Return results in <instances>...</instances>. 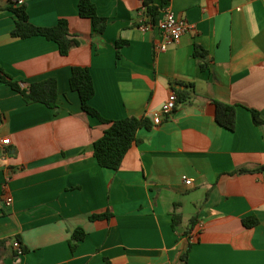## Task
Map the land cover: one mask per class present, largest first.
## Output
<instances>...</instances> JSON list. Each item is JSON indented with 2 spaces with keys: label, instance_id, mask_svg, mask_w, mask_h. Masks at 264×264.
<instances>
[{
  "label": "crops",
  "instance_id": "1",
  "mask_svg": "<svg viewBox=\"0 0 264 264\" xmlns=\"http://www.w3.org/2000/svg\"><path fill=\"white\" fill-rule=\"evenodd\" d=\"M10 1L0 0V64L16 80L56 77L59 108L27 103L0 79L13 196L11 206L0 201V264H184L188 247L187 264H264V169L237 171L264 166V124L250 111L264 118V0H170L192 29L163 51L155 47L163 8L143 29L142 0H93L108 19L102 33L80 16L79 0H17L34 24L69 20L80 44L68 55L43 36L13 37ZM118 40L126 41L119 57ZM74 65L90 67V104L106 118L153 119L176 82L190 98L140 128L118 169L104 167L93 144L108 125L82 109ZM211 98L238 104L234 130L216 121ZM106 211L111 217L91 218ZM174 214L182 216L176 228ZM248 216L255 225L244 224ZM78 227L85 237L72 250Z\"/></svg>",
  "mask_w": 264,
  "mask_h": 264
},
{
  "label": "trees",
  "instance_id": "2",
  "mask_svg": "<svg viewBox=\"0 0 264 264\" xmlns=\"http://www.w3.org/2000/svg\"><path fill=\"white\" fill-rule=\"evenodd\" d=\"M144 6V15L147 20L144 23H155L164 8L170 0H142ZM8 9L14 13L15 25L11 31L13 37L28 38L32 36H43L50 41H54L58 45L60 54L68 55L74 46L80 44L78 34L70 28L69 20L65 17L59 18L54 25H37L31 22L27 5L18 3L17 0H11ZM79 14L82 17L90 18L93 23L94 30L99 33L105 31L108 19L98 13L96 4L93 0H79ZM126 43L125 40L117 42V56H121V48ZM194 56L200 60L203 69H207L209 64L207 61H201L206 58L207 52L196 44L193 52ZM0 79L9 84L14 90L18 91L27 103L41 102L50 108L57 110L59 108V91L58 81L56 77H47L38 81H21L16 80L8 73L0 64ZM71 88L78 91L82 109L88 114L97 117L108 126L104 130L101 137L94 141V155L101 166L118 169L122 160L132 145L139 141L137 132L140 128H151L154 125L153 119L148 116L136 117L128 116L123 118L111 119L104 117L99 110L90 104L91 98L95 95L96 87L93 75L89 66L74 65L70 75ZM182 85L176 82L172 88L176 91L178 101L177 104L183 103L190 98L191 92L188 89L180 87ZM210 106L213 110L216 121L223 127L234 130L236 127V109L238 104L225 102L216 98L210 99ZM253 122L256 125L264 124V118L258 109L250 108ZM1 121V118H0ZM264 166H258L253 169L239 168L238 172L262 170ZM4 172L0 170V201L2 194V183L4 181ZM108 211L95 213L92 219H102L111 217ZM181 214H174V228L181 222ZM191 222H194L192 219ZM246 226L250 227L256 224L257 220L253 216L243 219ZM85 237V232L81 227L75 229L70 238V246L75 250L78 243ZM23 252L25 248H22ZM190 247H188L181 258L184 264H187ZM104 264H112L109 258L104 259Z\"/></svg>",
  "mask_w": 264,
  "mask_h": 264
},
{
  "label": "built area",
  "instance_id": "3",
  "mask_svg": "<svg viewBox=\"0 0 264 264\" xmlns=\"http://www.w3.org/2000/svg\"><path fill=\"white\" fill-rule=\"evenodd\" d=\"M144 18L147 17H145L144 15ZM144 22L142 23L141 27L143 29L149 28L150 25ZM159 28L162 33V39L157 41L155 47L157 50L163 51L166 50L171 43L178 42L185 32L192 29V24L189 21H187L185 18L176 16L174 11L167 4L163 8V15L159 21ZM177 101H178L177 93L174 89H172L168 95V98L163 103L161 109L154 112L153 114L154 124H159L165 116L172 113V111L177 107ZM11 144H12L11 138L7 135H3L0 132V170L2 171L4 170L3 161H5L10 155ZM7 181H8V177L7 175H4V181L1 186L2 188L1 200L4 201L6 206H11L13 203V196L10 192H6V189L8 187ZM191 182H192L191 179L186 178V183L190 184ZM13 245L17 249L18 254L23 253L21 243L18 240H15Z\"/></svg>",
  "mask_w": 264,
  "mask_h": 264
}]
</instances>
